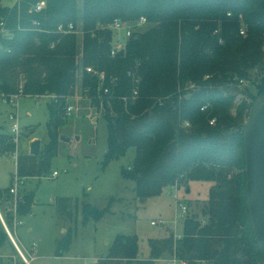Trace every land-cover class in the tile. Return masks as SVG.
<instances>
[{
    "label": "trees",
    "instance_id": "obj_1",
    "mask_svg": "<svg viewBox=\"0 0 264 264\" xmlns=\"http://www.w3.org/2000/svg\"><path fill=\"white\" fill-rule=\"evenodd\" d=\"M38 1L0 4V97L21 88L24 95L48 93L62 99L47 102L48 142L38 155L18 157L17 178L49 171L61 138L64 99L77 86L104 111L107 146L101 169L134 148L131 163L121 166L120 174L134 182L138 198L158 196L182 181L214 183L202 210L205 224L192 214L183 222L180 257L188 264H264L247 204L243 135L235 131L264 92V0H42L45 7L34 11ZM141 16L148 28L129 38L124 54L111 57V33L99 26ZM67 23L79 34L55 32ZM241 26L245 35L239 34ZM216 28L221 45L213 35ZM88 66L106 73L108 94L97 89ZM253 71L260 75L252 78ZM113 77L117 80L111 83ZM240 79L254 87L235 88ZM135 87L138 94L133 98ZM238 94L250 102L236 101ZM184 121L190 126L184 127ZM14 149L11 135L0 133V155ZM11 186L0 188V213L15 237L14 220L31 211L35 192L18 194L14 201ZM112 199L104 208L82 202V223L99 221ZM72 201L76 207L79 197L56 199L57 212L70 213ZM71 240L68 228L56 241V255H62ZM6 241L11 243L0 222V249ZM173 243L168 229L167 235L148 239L143 256L136 234H117L94 264H156Z\"/></svg>",
    "mask_w": 264,
    "mask_h": 264
},
{
    "label": "rangeland",
    "instance_id": "obj_2",
    "mask_svg": "<svg viewBox=\"0 0 264 264\" xmlns=\"http://www.w3.org/2000/svg\"><path fill=\"white\" fill-rule=\"evenodd\" d=\"M9 1L11 0H2V3L6 5ZM148 26V21L141 27L136 26L139 27L136 33H142ZM259 75L257 71L251 73L252 78ZM246 86L251 89L254 87L251 82ZM235 88L239 89V85L237 84ZM72 93L75 96L70 97L68 103L74 104V111L68 117L64 115V111H61L62 123L58 128L59 135L68 137L69 140L62 142L59 139L57 153L52 158L50 169L45 175L24 179L18 186V194L35 192V203L31 211L20 218L21 224L14 225V234L16 232L25 241L28 249L35 250L33 254L38 255L40 251L52 253L56 248V241L69 228L72 230L73 241L69 250L63 254L72 258L64 260L63 264H94L106 254L117 234H136L140 238L141 252L143 256L145 254L147 256L148 239L167 235L170 229L168 226L177 229L178 232L182 228L181 218L176 222L173 221L177 202L171 197L172 192H176L179 201L187 205L188 214L202 220V210L206 206L213 182L182 181L178 185L164 188L158 196L138 198L134 192V182L123 178L120 174V167H127L131 163L135 155L134 148L130 147L124 156L110 161L105 169H101L107 146V127L103 108L100 105L94 106L76 86ZM40 99L36 101L30 95H23L18 99L17 108L0 99V125L3 127V132H11L12 121L9 113L17 114L18 142L15 143L14 150L17 151L18 157L29 154L30 138L33 136L40 139V150L48 142L47 101ZM241 99L249 101L246 95ZM236 106L237 104L233 105L231 109L234 115ZM91 113L96 124L86 117ZM246 118L247 116L242 122ZM76 137L79 139L76 140ZM17 162L18 158L14 159L12 154L11 157H0L1 185L8 186L10 176L13 177L16 173ZM53 170L58 172V176L51 175ZM60 197H79V201L76 207L73 201L70 203L68 209L70 213L59 212V214L55 200ZM110 198L113 199L108 213L99 221L82 223L80 212L82 202L104 208ZM5 204L11 208L9 203ZM157 218L166 219L169 225L151 226L150 221ZM29 229L31 231H28ZM15 250L9 241L6 242L0 249V264H21L22 257ZM58 262L53 259L30 260L31 264H60Z\"/></svg>",
    "mask_w": 264,
    "mask_h": 264
},
{
    "label": "built area",
    "instance_id": "obj_3",
    "mask_svg": "<svg viewBox=\"0 0 264 264\" xmlns=\"http://www.w3.org/2000/svg\"><path fill=\"white\" fill-rule=\"evenodd\" d=\"M17 1V0H16ZM45 7V2L44 1H38L35 6L33 7L34 11H41L43 8ZM229 15V14H228ZM34 23H36L34 21ZM147 23V19L145 17H139L137 20L132 21V22H124L120 19H115L113 20L111 23L105 24V25H101L99 26V28H101L102 30H108L111 33V39H110V48H109V55L111 57H115L117 55H120L121 53H125L126 50V45L127 42L129 40L130 37H132L134 34H137V29L136 26H140L142 24ZM2 24V23H1ZM3 31V28L1 29V32ZM55 32L59 33L60 35L63 34H70V33H76L79 34V30L77 28L74 27V25L72 23H67V24H59L57 26V29L55 30ZM245 28L244 26H241L239 29V34L240 35H245ZM213 35L217 37V41L218 44H223V38L220 35V29L216 28L213 31ZM55 45V42H52L50 44V48H53ZM87 72L91 73L93 76H95L97 78V89L99 91H101L104 95L109 93V88L107 86V82H108V77L106 75V73L102 70H97L94 67L88 66L86 67ZM117 80V78L113 77L111 78L109 81L111 83L115 82ZM138 79L134 78V83H137ZM248 83V80L246 79H240L238 81V85L239 88H242V86H246ZM190 87H193V85H190ZM137 87H135L132 91V97L135 98L137 96ZM23 92L21 90V88L17 91V93L14 94H10V95H1L0 99L3 102L9 103L11 106L17 108V102L18 99L23 96ZM35 98L39 99V98H43L45 100H47V102H54V103H59L62 99H59L58 96H56L55 94H42L40 96H34ZM70 97H73L72 95H68L64 100H65V106L63 107V111H64V115L66 117L71 116L72 112L74 111V104L68 103V100ZM242 97V94H238L236 96V101L240 100V98ZM207 106H203L201 107L202 111H205ZM93 124H96V120L94 118V116L91 114L86 116ZM9 118L11 119V132L13 133V137L12 140L17 144L18 142V123H17V114L10 112L9 113ZM215 123V118H211L209 120V124L213 125ZM184 127H189L190 124L188 121H184L183 123ZM12 156L14 159H17V151H14L12 153ZM52 175L55 177L58 175L57 171H53ZM22 183V180L17 178V176L14 177L12 186L10 188V193L13 194L15 201H16V196H17V188L18 185ZM171 197L175 200V202H177L176 204V208H175V213H174V222H176L179 218H181L184 222L185 218L188 216V208L187 205L184 202H180L179 198L177 196L176 192H172ZM15 203V202H14ZM12 210H15V206L12 207ZM201 224H205V219H202ZM22 222L20 220H17V218H15L14 220V224H21ZM168 221L164 218H157V219H153L150 221V225L151 226H156V227H165L169 224H167ZM170 227V230L172 232V236H173V247L172 250L168 253L165 254L163 256H161L160 258H157L155 260L156 264H188L187 259L182 258L178 255V250H177V245L178 242L181 241V239L183 238V232H182V228H183V223H182V228L179 230V232L177 231V229H173V227Z\"/></svg>",
    "mask_w": 264,
    "mask_h": 264
},
{
    "label": "water",
    "instance_id": "obj_4",
    "mask_svg": "<svg viewBox=\"0 0 264 264\" xmlns=\"http://www.w3.org/2000/svg\"><path fill=\"white\" fill-rule=\"evenodd\" d=\"M236 132L242 131L245 150L246 197L251 225L264 260V92L252 103L247 118L239 124ZM68 141V137L61 136ZM78 139V137H76ZM40 140L30 143L29 154L38 155ZM0 222L9 239L23 260L21 253L0 213Z\"/></svg>",
    "mask_w": 264,
    "mask_h": 264
},
{
    "label": "crops",
    "instance_id": "obj_5",
    "mask_svg": "<svg viewBox=\"0 0 264 264\" xmlns=\"http://www.w3.org/2000/svg\"><path fill=\"white\" fill-rule=\"evenodd\" d=\"M16 2V0H11V1H9L8 2V4H3L2 3V0H0V4L2 5V6H13V4ZM77 87V86H76ZM78 88V87H77ZM72 96L74 97L75 95H74V93L72 94ZM33 98H35V97H33ZM36 99V101H38L39 99H37V98H35ZM41 100V99H40ZM47 101V100H46ZM46 104H47V102H46ZM28 114H30V112H28ZM47 121H48V119H47ZM47 123V122H46ZM0 127L2 128V129H0V133H7V132H3V127H2V125H0ZM9 135H11V137H13V134H12V132H10V133H8ZM60 134V133H59ZM61 136V135H60ZM35 139H37V137H35V136H33V137H31L30 138V143L33 141V140H35ZM78 139H79V137H78ZM78 139H76V140H78ZM40 140V139H39ZM60 140L62 141V142H64V140H62L61 138H60ZM41 143V142H40ZM30 149V148H29ZM15 151V150H14ZM14 151H11L12 153L14 152ZM10 151L9 152H6V153H4V154H2V155H0V157H11V153ZM17 158H18V156H17ZM17 160V159H16ZM53 171H55V170H53ZM52 173L53 172H51V175H52ZM16 174V173H15ZM13 175V177L12 176H10V179H9V184H8V186L10 185L11 186V184L13 183V180H14V177L16 176V175ZM58 176V175H57ZM56 177V176H55ZM29 178V177H28ZM32 179H34V178H37V177H31ZM24 179H27V178H22L21 180L23 181ZM24 183V182H23ZM8 186H3V185H1L0 184V188L1 189H4V188H7ZM19 186V185H18ZM17 195H18V188H17ZM84 195V194H83ZM17 197V196H16ZM70 198H73V197H70ZM62 230H64V228L62 229ZM28 231H31L30 229L28 230ZM12 235V234H11ZM13 237V236H12ZM14 238V237H13ZM16 238V239H15ZM15 238H14V241H15V243L17 244V246L19 247V249H20V251L22 252V254H23V256L26 258V260L28 261V264H31L30 263V260L31 259H35V258H38V259H46V260H51V259H53V260H55V261H59L58 263H60V264H63V261L64 260H71V258L72 257H70V256H68V255H65V254H63L64 252H67L68 250H69V247H70V245L72 244V241H73V239L71 240V243H70V245H69V247L67 248V250L66 251H64L63 253H62V255H56V253H55V250L52 252V253H49V252H46V251H40L39 253H38V255L37 254H33L34 252H35V250L33 249V248H31V249H28V247H27V245H26V243H25V241H23L17 234H16V232H15ZM11 241V240H10ZM6 242H8V241H6ZM12 243V242H11ZM32 244H34V246L36 245L35 244V242H33ZM14 246V245H13ZM36 248V247H35ZM13 249H15V247L13 248ZM56 249V248H55ZM16 251V250H15ZM80 259H82V257H79ZM22 260V261H21ZM20 260V263L21 264H26V262L23 260V258Z\"/></svg>",
    "mask_w": 264,
    "mask_h": 264
}]
</instances>
